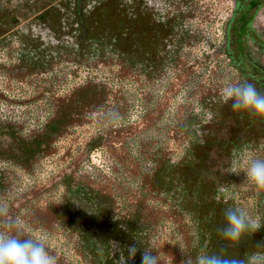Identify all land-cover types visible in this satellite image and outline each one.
I'll use <instances>...</instances> for the list:
<instances>
[{"label": "trees", "instance_id": "trees-1", "mask_svg": "<svg viewBox=\"0 0 264 264\" xmlns=\"http://www.w3.org/2000/svg\"><path fill=\"white\" fill-rule=\"evenodd\" d=\"M8 10L17 13L13 0H0V19ZM12 43L0 34V73L8 82H28L57 64L37 56L28 44ZM38 90L33 102L51 106L44 116L0 117V204L10 217L23 221L26 234L43 232L49 241L59 239L63 251L47 245L57 264H75V258L81 264H120L131 245L139 251L128 264H141L147 248L160 255V264H181L176 254L168 259L169 245L165 250L159 240L169 226L193 258L201 245L241 258L264 253L257 247L264 244V227L235 246L217 232L225 224L227 207H240L264 223V190L256 189L251 210L242 195L244 161L264 159V118L233 112L215 91L178 106L173 98L160 99L141 119L115 126L108 121L107 113L115 108L104 83L88 80L64 95L51 86ZM11 99L0 98V103H13ZM98 114H104L102 125L86 142V158L71 160L50 178L39 175L59 144L95 124ZM147 132L158 136L147 145L142 171L129 146ZM99 151L104 156L100 166L91 162Z\"/></svg>", "mask_w": 264, "mask_h": 264}, {"label": "flooded vegetation", "instance_id": "flooded-vegetation-1", "mask_svg": "<svg viewBox=\"0 0 264 264\" xmlns=\"http://www.w3.org/2000/svg\"><path fill=\"white\" fill-rule=\"evenodd\" d=\"M13 2L0 34L56 65L131 69L160 99L196 98L189 85L215 83L223 69L264 91V0Z\"/></svg>", "mask_w": 264, "mask_h": 264}, {"label": "rangeland", "instance_id": "rangeland-1", "mask_svg": "<svg viewBox=\"0 0 264 264\" xmlns=\"http://www.w3.org/2000/svg\"><path fill=\"white\" fill-rule=\"evenodd\" d=\"M231 72V70L223 69L215 83L205 81L195 85L190 84L189 88L198 87L200 89V93L220 90L223 84L228 82L234 83L233 79L235 76H233ZM133 77L132 73L115 67L88 69L61 64L56 65L53 71L48 74L29 77L28 82L15 81L11 83L8 82L5 75L0 73V98L5 99L8 97V99L12 98L11 100H13V103H0V117L17 119V117L22 116V114L31 118L34 115H38L39 117L44 116L45 113L50 111L51 106L46 105V107H42V103L33 102L39 91L38 86H51L52 89L59 92L60 95H64L71 93L74 89L83 85L88 80H92L97 83L101 82L106 84L111 93L110 101L111 105L115 109L111 110L110 113H107L109 114L108 121L115 126L122 123H132L141 119L147 110L156 106L158 101H160L159 95H156L153 98V96L149 93L150 85L132 83L134 82L132 79ZM186 95H188V92ZM198 95L200 96L199 93L195 96ZM171 101L173 102V106H178L179 103L191 104L192 102H195V99L176 98ZM23 102L28 105L24 107L17 106ZM122 103L124 105L121 109L120 106ZM103 116L104 114L96 115L95 118L98 121H95V124L79 129L72 136L64 139L59 144L53 160H49L47 162L48 164L43 165V167L39 170V173H41L39 175L50 178L53 175L59 174V172L61 173L71 160L86 158V142L90 140L94 134L99 132L100 126L102 125V122L99 119H102ZM157 136L158 133H144L133 140L132 144L129 146V153L132 161H134V163H136L142 171L146 170L143 159L145 158V154L148 153V149H150L147 148V145L156 139ZM144 145L146 148H144ZM178 146L179 145H176L174 147L178 149ZM91 160L93 164L100 166L103 163L104 156L101 151L95 152V154L92 155ZM47 170H49V172ZM244 181L242 184V195L247 208L251 210L253 209V196L257 188L250 183H244ZM57 239L58 238L52 241L48 240V242L51 246L57 248V250L63 251L64 247H62L63 245L59 239ZM178 239L181 240L180 237L173 232L170 226L164 230L163 235H161V239H159L160 243L164 242L166 244L164 245L165 250H167L169 245V252H167L166 256L170 260L173 258L172 256H174V254L180 256L183 260L185 259V255L182 254L179 245H173ZM74 263L81 264L77 258L74 259Z\"/></svg>", "mask_w": 264, "mask_h": 264}, {"label": "clouds", "instance_id": "clouds-1", "mask_svg": "<svg viewBox=\"0 0 264 264\" xmlns=\"http://www.w3.org/2000/svg\"><path fill=\"white\" fill-rule=\"evenodd\" d=\"M224 104L231 103L232 111L264 118V91L252 82H228L220 89ZM239 159L234 150L233 161ZM244 183H250L259 190H264V159L252 158L244 161ZM223 227L217 229L218 235L228 242V246L238 245L245 237L253 236L264 223L254 218L240 207H227L224 210ZM0 264H57L56 257L48 250V236L43 232L26 234L23 221L12 218L6 205L0 204ZM179 245L185 259L181 264H264V253H248L244 257L229 256L223 250L220 253L209 252L201 245L200 252L193 258L182 240ZM264 248V244H257ZM139 249L136 245L127 247V256L121 255L120 264H128L134 259ZM160 255L154 254L152 248L143 249L141 264H160Z\"/></svg>", "mask_w": 264, "mask_h": 264}]
</instances>
